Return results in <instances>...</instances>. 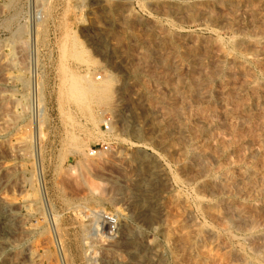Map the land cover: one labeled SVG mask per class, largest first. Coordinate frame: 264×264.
Instances as JSON below:
<instances>
[{"label": "rangeland", "instance_id": "1", "mask_svg": "<svg viewBox=\"0 0 264 264\" xmlns=\"http://www.w3.org/2000/svg\"><path fill=\"white\" fill-rule=\"evenodd\" d=\"M240 257L264 264V0H0V264Z\"/></svg>", "mask_w": 264, "mask_h": 264}, {"label": "bare ground", "instance_id": "2", "mask_svg": "<svg viewBox=\"0 0 264 264\" xmlns=\"http://www.w3.org/2000/svg\"><path fill=\"white\" fill-rule=\"evenodd\" d=\"M209 1H212V0H209ZM245 16V15H244ZM25 32V31H24ZM20 35H23V34H20ZM35 35H36V32H35ZM19 36V35H18ZM20 37H22V36H20ZM16 39L17 38H15V41H16ZM21 39V38H20ZM19 40V39H18ZM17 40V41H18ZM20 41H24V40H19V42ZM25 42V41H24ZM14 43H17L18 44V42H14ZM26 44V46H27V48H28V50H29V52L31 51V44H30V41H29V39L27 40V42H25ZM16 44V45H17ZM21 44H23V43H21ZM20 45V44H19ZM24 45V44H23ZM23 45L21 46L22 48H23ZM25 46V47H26ZM33 50V49H32ZM26 52H28V51H26ZM262 58V57H261ZM86 75V74H85ZM101 87V86H100ZM99 86L97 87L95 84H93V83H91V82H86V83H84L83 84V86H82V88H81V90H80V93L81 94H83L84 96H86V98L88 97V96H90V98L92 99H94L95 97L93 96V97H91L92 95H94V94H99V92L101 93H103L105 90H107L108 89V87H109V80H107L106 79V84L103 86V88H100ZM34 91V100L36 101V99H37V90H36V86H34V89H33ZM95 96H97V95H95ZM90 100V99H89ZM37 132V131H36ZM38 133H39V131H38ZM36 136L37 137H39V134L37 135L36 134ZM28 139H29V142H31L32 140H33V138L31 139V135L28 137ZM31 148H33V145L31 146ZM78 151L81 153V155L83 154V152H84V150L82 151V148H79L78 149ZM85 153V152H84ZM100 153V152H99ZM98 153V154H99ZM84 155V154H83ZM85 156V155H84ZM102 156L103 155H101V156H99L98 157V162H100L103 158H102ZM85 158H87L88 159V157H86L85 156ZM87 159H85L83 162H82V164L83 165H85V166H90L91 164H92V162H88V160ZM142 159V158H141ZM87 160V161H86ZM102 162V161H101ZM95 163H97L96 161H95ZM92 165H95V164H92ZM151 172V171H150ZM143 182V181H142ZM99 212V211H98ZM98 212H96V213H98ZM7 213H8V211H7ZM9 213H11V210H10V212ZM8 213V214H9ZM99 214V213H98ZM96 216V215H95ZM178 224V223H177ZM181 225V224H180ZM193 225V224H192ZM97 226H99V224L97 225ZM194 227V226H193ZM178 228V227H177ZM194 231V230H193ZM89 243V242H88ZM152 243V242H151ZM153 244V243H152ZM92 246V245H91ZM84 247V246H83ZM147 248V247H146ZM194 248V247H193ZM63 255V254H62ZM244 257V256H243ZM90 259V258H89ZM88 259V260H89ZM91 260V259H90ZM245 260V259H244ZM243 260V258H241L240 257V259L239 260H236L235 261V264H245L244 262H246V261H244Z\"/></svg>", "mask_w": 264, "mask_h": 264}, {"label": "built area", "instance_id": "3", "mask_svg": "<svg viewBox=\"0 0 264 264\" xmlns=\"http://www.w3.org/2000/svg\"><path fill=\"white\" fill-rule=\"evenodd\" d=\"M101 77L99 76V79ZM104 127H105V131H109L110 130V120H107L104 123ZM108 146L107 145H101V146H94L91 147L89 150V154L91 156H95L97 155L99 152H101L102 150H107ZM99 223H102L103 225L106 226L107 228V233L111 236L115 235L116 232L118 231V226H119V218L116 214L110 213V212H101L100 213V221H98ZM99 226H96V232H99Z\"/></svg>", "mask_w": 264, "mask_h": 264}]
</instances>
